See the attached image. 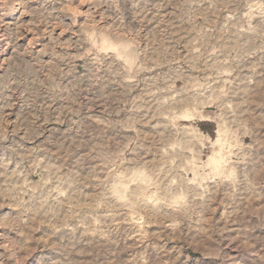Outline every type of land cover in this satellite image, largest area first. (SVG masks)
<instances>
[{
	"label": "rangeland",
	"instance_id": "obj_1",
	"mask_svg": "<svg viewBox=\"0 0 264 264\" xmlns=\"http://www.w3.org/2000/svg\"><path fill=\"white\" fill-rule=\"evenodd\" d=\"M0 264H264V0H0Z\"/></svg>",
	"mask_w": 264,
	"mask_h": 264
},
{
	"label": "bare ground",
	"instance_id": "obj_2",
	"mask_svg": "<svg viewBox=\"0 0 264 264\" xmlns=\"http://www.w3.org/2000/svg\"><path fill=\"white\" fill-rule=\"evenodd\" d=\"M107 46H108V45H107ZM111 47H113V46H111ZM111 47H110V48H111ZM110 48H109V49H110ZM109 49H108V50H109ZM111 49H112V48H111ZM184 117L187 118V116H185V115H184ZM188 117H189V116H188ZM190 118H191V117H189V119H190ZM208 122H209V121H208ZM220 132H222V131L220 130ZM218 133H219V132H218ZM221 134H222V133H221ZM222 135H223V134H222ZM218 138H219V137H217L216 145L220 142ZM220 138H222V137H220ZM222 141H223V140H222ZM220 143H221V142H220ZM224 143H225V142H224ZM217 146L225 147V145L222 146V144L217 145ZM226 146H227V145H226ZM227 148H228V147H227ZM227 148H226V149H227ZM213 152H214V151H213ZM223 152H225V151H223ZM223 152H222V153H223ZM211 153H212V152H210L209 154H211ZM217 155H218V154H217ZM213 156H214V153H213ZM213 156H212L210 159L208 158L209 161H208L207 163H208V165H209V168H210L211 172H214L215 174L217 173V175H218V174H220V172H221V169H222L221 167H222L224 161L222 160V158H221V159H217V158L215 159V158H213ZM218 156H219V155H218ZM209 157H210V156H209ZM221 157H222V154H221ZM192 161H193V160H192ZM192 161H191V162H192ZM198 161H199V160H198ZM222 161H223V162H222ZM191 162H190V163H191ZM224 163H226V162H224ZM226 164H227V163H226ZM190 165H191V164H190ZM208 165H207L206 167H208ZM191 166H192V165H191ZM198 166H200V165H198ZM202 166H203V165H202ZM195 167H196V166H195ZM191 169H193V168H191ZM191 169H190V170H191ZM199 169L202 170V168H199ZM204 169H205V168H204ZM223 169H224V168H223ZM196 170H197V169H196ZM210 170H209V172H210ZM189 172H190V171H189ZM200 172H201V171H200ZM222 172H223V170H222ZM222 172H221V173H222ZM225 173H226V172H225ZM203 174H204V172L202 173V175H203ZM208 174H210V173H208ZM202 175H201V176H202ZM197 176H198V175H197ZM204 176H205V175H204ZM211 176H212V175H211ZM202 178H203V177H202ZM207 178H208V177H207ZM211 178H212V177H211ZM214 178H215V176H214ZM191 181H192V180H191ZM200 182H201V181H200ZM114 186H115V185H114ZM117 186H119V185H117ZM123 187H124V186H123ZM120 188H121V187H120ZM125 189H126V188H125ZM117 191H118V190H117ZM123 192H124V191L122 190V193H123ZM117 193H118V192H117ZM120 193H121V192H120ZM118 196H119V194H118ZM119 197H120V198L122 197L121 194H120ZM118 199H119V198H118ZM152 199H153V198H152Z\"/></svg>",
	"mask_w": 264,
	"mask_h": 264
}]
</instances>
